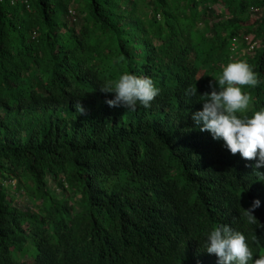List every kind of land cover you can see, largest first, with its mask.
Returning <instances> with one entry per match:
<instances>
[{
    "label": "trees",
    "instance_id": "obj_1",
    "mask_svg": "<svg viewBox=\"0 0 264 264\" xmlns=\"http://www.w3.org/2000/svg\"><path fill=\"white\" fill-rule=\"evenodd\" d=\"M235 61L261 80L250 118L264 0H0V264H218L222 225L264 256V167L192 119ZM125 73L159 89L149 108L106 103Z\"/></svg>",
    "mask_w": 264,
    "mask_h": 264
},
{
    "label": "clouds",
    "instance_id": "obj_2",
    "mask_svg": "<svg viewBox=\"0 0 264 264\" xmlns=\"http://www.w3.org/2000/svg\"><path fill=\"white\" fill-rule=\"evenodd\" d=\"M214 81L219 90L210 82L212 90L202 95L203 108L192 115L193 121L200 126V131L211 133L215 140H223L231 154L239 153L245 160H256L253 170L264 167V110L255 111L250 118L246 116L252 96L243 90L260 85L257 73L246 61L229 62ZM100 90L115 94L114 99L106 100L110 107L123 106L131 111L136 110L137 104L149 108L159 95L151 78L128 73L122 74L114 84L106 82ZM185 95L196 96V87L185 89ZM75 108L80 115H86L80 102ZM259 206L257 199L245 210L248 223H257L253 212ZM205 250L218 257V264H249L253 258L245 235L228 225L218 226L210 232ZM254 264H264V256L256 259Z\"/></svg>",
    "mask_w": 264,
    "mask_h": 264
},
{
    "label": "rangeland",
    "instance_id": "obj_3",
    "mask_svg": "<svg viewBox=\"0 0 264 264\" xmlns=\"http://www.w3.org/2000/svg\"><path fill=\"white\" fill-rule=\"evenodd\" d=\"M215 7L217 9H219L220 5L219 4H215ZM261 12H262L261 8H258V7L252 8V17H255L256 15H259V13H261ZM254 43H255V41H254ZM49 183H52V179L49 181ZM29 200L30 199H28L27 194L23 193V192L16 198V201H17L19 206H26L28 204Z\"/></svg>",
    "mask_w": 264,
    "mask_h": 264
},
{
    "label": "built area",
    "instance_id": "obj_4",
    "mask_svg": "<svg viewBox=\"0 0 264 264\" xmlns=\"http://www.w3.org/2000/svg\"><path fill=\"white\" fill-rule=\"evenodd\" d=\"M71 13H73V11H71ZM234 39V38H233Z\"/></svg>",
    "mask_w": 264,
    "mask_h": 264
}]
</instances>
